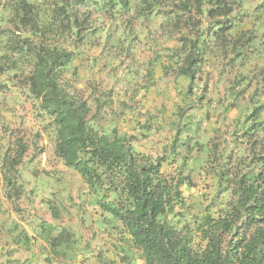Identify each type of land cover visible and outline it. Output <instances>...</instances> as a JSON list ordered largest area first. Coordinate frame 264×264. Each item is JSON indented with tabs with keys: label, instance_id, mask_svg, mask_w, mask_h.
Masks as SVG:
<instances>
[{
	"label": "trees",
	"instance_id": "16d2710c",
	"mask_svg": "<svg viewBox=\"0 0 264 264\" xmlns=\"http://www.w3.org/2000/svg\"><path fill=\"white\" fill-rule=\"evenodd\" d=\"M9 11L0 73L11 72L38 118L48 119L55 156L97 208L109 245L104 264H133L135 256L141 264H264V0H13ZM150 16L176 42L175 130L155 157L134 148L136 135L98 123L110 94L92 113L69 81L78 45L104 30L96 22L122 19L131 31ZM125 105L118 99L122 114ZM10 125L0 123V187L14 200L28 145ZM47 231L43 264L84 263L72 232ZM0 264L36 262L2 254Z\"/></svg>",
	"mask_w": 264,
	"mask_h": 264
},
{
	"label": "rangeland",
	"instance_id": "374dc122",
	"mask_svg": "<svg viewBox=\"0 0 264 264\" xmlns=\"http://www.w3.org/2000/svg\"><path fill=\"white\" fill-rule=\"evenodd\" d=\"M12 3L13 0H0V55L6 44L4 34L12 29L8 19ZM255 3H245L244 8L251 12ZM131 23L133 29L127 31L122 19L115 24L106 19L103 24L96 22L94 25H101L104 30L78 45L82 55L75 60V74L69 81L79 96L89 99L92 113L93 104L102 103L105 94H110L113 103L102 105L98 123L107 127L117 124L122 132L136 135L134 148L155 157L165 151L175 130L172 104L177 99V86L170 55L176 42L164 39L160 17L139 18ZM114 26L118 27L116 33ZM11 75L0 73V123L17 129L15 137L25 141L28 151L17 168L22 188L19 198L10 200L0 187V257L3 254L19 262L43 264L44 254H49L44 238L47 230L53 229L55 235L66 228L76 239V255L83 253V264H104L109 245L99 223V212L91 205L79 176L55 156L54 135L46 127L48 119L38 118L27 100L26 89H19L20 83ZM8 81L16 83V89ZM217 84L223 89L222 82ZM117 98L126 101L125 114L122 106L118 107ZM217 113L218 110L214 120L218 119ZM236 116L237 113H230V118ZM147 119L150 124L145 122ZM6 139L0 134V145L6 144ZM197 188L189 192L196 194ZM17 235L27 246L16 242ZM75 262L58 260L54 264H80L78 258ZM133 264H141L137 256Z\"/></svg>",
	"mask_w": 264,
	"mask_h": 264
}]
</instances>
